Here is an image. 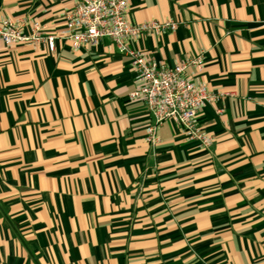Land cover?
<instances>
[{
	"label": "crops",
	"instance_id": "obj_1",
	"mask_svg": "<svg viewBox=\"0 0 264 264\" xmlns=\"http://www.w3.org/2000/svg\"><path fill=\"white\" fill-rule=\"evenodd\" d=\"M129 1L132 24H177L131 49L202 56L187 74L216 96L199 114L213 145L174 122L147 141L131 59L63 39L74 0H0L41 38L0 42V264H264V0Z\"/></svg>",
	"mask_w": 264,
	"mask_h": 264
},
{
	"label": "built area",
	"instance_id": "obj_2",
	"mask_svg": "<svg viewBox=\"0 0 264 264\" xmlns=\"http://www.w3.org/2000/svg\"><path fill=\"white\" fill-rule=\"evenodd\" d=\"M129 12V0H74L63 39L78 50L98 46L108 38L121 54L131 59L138 88L129 100L142 101L147 106L151 118L146 130L150 144L158 143V132L164 123L174 122L188 141L198 142L209 149L214 139L204 130L199 114L207 104L216 100V96L207 85L195 82L187 74L190 68L203 69L202 56L181 61L174 68H164L155 58L131 49V41L146 34L175 31L177 24L152 21L135 25L128 20ZM40 29L38 23L33 24L34 32ZM35 38L27 37L20 25L0 20V42L4 45L14 46L41 39ZM56 40L55 36L46 39L51 52L56 50Z\"/></svg>",
	"mask_w": 264,
	"mask_h": 264
}]
</instances>
